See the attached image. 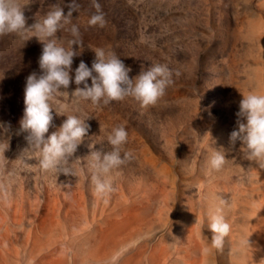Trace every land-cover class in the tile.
Masks as SVG:
<instances>
[{
	"label": "rangeland",
	"instance_id": "obj_1",
	"mask_svg": "<svg viewBox=\"0 0 264 264\" xmlns=\"http://www.w3.org/2000/svg\"><path fill=\"white\" fill-rule=\"evenodd\" d=\"M71 2L21 0L27 3L26 26L42 20L57 5L67 14V5ZM75 2L80 8L73 11L71 24L79 27L82 46H73L80 52L73 59L70 73L73 82L67 90L62 88L56 94L53 122L46 133L47 136L57 131L66 115L91 116L87 120L90 130L78 146L77 159L72 164L75 176L43 171L37 159L29 160L21 155L27 147L26 133L17 134L25 108L26 78L41 71L38 61L42 44L35 36L27 40L17 34L0 36V122L10 124L11 128L8 135L0 130V138L7 139L9 145L0 154L5 162L0 169V220L6 225L3 232L13 239L30 240L36 230L44 235L45 225L54 222L57 215L58 234L54 230L49 237L40 238V242L53 245L58 240L66 245L74 218L84 221L89 231L102 214L127 207L128 211H137V217L144 214L140 228L132 229L135 237L130 247L138 245L137 238L155 243L163 237L171 248L175 244L188 247L183 222H173V218L184 216L186 211L193 218L197 237L207 239L206 264H249L239 255L229 236L222 249L212 248V232L207 226L208 214L222 206L232 223L241 221L243 209L264 188L261 176L264 169L243 160L239 143L233 146L229 140L237 127L236 112L242 94L255 92L259 83L263 88L258 91L257 88L256 92L261 89L264 94V81H261L264 79V0H96L106 14L108 23L104 28L88 24L96 11L93 0ZM71 24L57 33L58 42L64 47L73 38L68 31ZM100 47L114 51L130 66V77L155 64H165L172 71L174 82L155 105L148 107H142L132 97L107 105L101 102L99 106L92 105L91 101H77L71 97L76 87L75 68L81 60L91 67L94 49ZM88 83L91 85L90 78ZM118 125H124L128 132V141L123 147L133 153V158L113 170L115 191L101 199L91 182L89 145L110 152L112 146L107 138ZM214 149L225 152L222 171L210 168ZM162 196L167 197L166 201ZM1 197L7 202L2 203ZM234 241L240 243L241 238L236 235ZM260 242L263 253L259 257L264 264V242ZM178 263L183 264L184 258Z\"/></svg>",
	"mask_w": 264,
	"mask_h": 264
},
{
	"label": "clouds",
	"instance_id": "obj_2",
	"mask_svg": "<svg viewBox=\"0 0 264 264\" xmlns=\"http://www.w3.org/2000/svg\"><path fill=\"white\" fill-rule=\"evenodd\" d=\"M26 4L21 3V0H0V36L17 34L25 40L35 36L42 44L38 61L41 71L39 74L33 72L26 78L25 108L17 134L26 133L24 139L27 147L21 155L25 159H37L43 171L75 176L76 171L72 164L77 159L75 153L78 146L90 130L87 120L91 116L66 115L64 111L55 110L57 114L66 115V119L57 131L47 136L46 133L53 122L52 110L56 94L60 93L62 88L67 90L73 82L70 75L73 59L80 54L73 46L81 48L82 40L79 27L71 24V17L73 11H79L80 5L72 0L67 5V14L63 7L57 5L47 12L42 20H36L32 25L26 26ZM93 7L96 11L89 18L88 24L104 28L108 23L106 14L96 0H93ZM68 24H71L68 31L73 38L68 41V47H64L58 42L57 33ZM29 32L32 33L31 36L27 35ZM94 51L95 59L91 67L81 60L75 68L76 87L71 92V97L77 101H91L92 105L99 106L101 102L107 105L111 101L132 97L142 107H148L155 105L174 82L173 73L165 64H155L130 77L132 68L114 51L103 47L95 48ZM89 78L91 85L88 83ZM236 117L237 127L230 133V143L235 146L238 142L241 158L255 164L259 169H264V94H242ZM0 130L3 135L10 134V124L0 122ZM107 139L112 146L110 152L96 150L94 145H89L91 182L95 194L101 199H106L115 191L113 170L119 169L133 158V153L123 147L128 141V132L124 125L114 127ZM8 147L7 139L0 138V154H4ZM35 153H38V156H34ZM4 163L0 158V169H3ZM225 163L224 150L215 149L209 160L211 169L219 171ZM208 221L207 227L212 232L211 246L217 250L222 249L225 238L231 231L223 209L217 207L210 212ZM241 243L245 247H252L249 237H245ZM204 251L209 249L205 248Z\"/></svg>",
	"mask_w": 264,
	"mask_h": 264
},
{
	"label": "bare ground",
	"instance_id": "obj_3",
	"mask_svg": "<svg viewBox=\"0 0 264 264\" xmlns=\"http://www.w3.org/2000/svg\"><path fill=\"white\" fill-rule=\"evenodd\" d=\"M256 72H258V71H256ZM258 74H259V72H258ZM256 79H257V77H256ZM258 79H259V77H258ZM261 81H264V79ZM260 85L262 86L263 84L259 83V86ZM259 86L257 87L258 89L253 87V88H255V92H256V89L258 91L259 88H261ZM261 89H260V91H262ZM260 91H259V93L263 92V91L262 92H260ZM218 148L219 147H217V149ZM226 171H228V170H226ZM112 174H114V173H112ZM218 175H219V173H218ZM231 175H232V173H231ZM261 176L264 180V174L263 173L261 174ZM219 177H222V176H219ZM35 179H36V177H35ZM141 179H143V178H141ZM144 180H146V179H144ZM33 181H34V179H33ZM153 181H155V180H153ZM36 182H37V179H36ZM149 182H152V181H149ZM30 185H31V183H30ZM138 185H140V184H138ZM141 185H142V183H141ZM19 186H20V184H19ZM203 186H204V184H203ZM142 187H144V185ZM20 189H22V188H20ZM217 191H219V190L217 189L216 193H217ZM214 192H213V195L215 194ZM17 193H19V192H17ZM210 193H209V195H210ZM14 194L15 193H13V195ZM13 195H11V196H13ZM214 196H216V195H214ZM73 197H72V199H74ZM235 197H234V199H236ZM163 199H164V197H163ZM166 199H167V197H166ZM166 199H164V200L166 201ZM246 199H248V198H246ZM3 200L4 199L2 198V201H1L2 203L4 201H6V199L4 201ZM15 200H16V198H15ZM242 200H244V199H242ZM242 202H244V201H242ZM248 202L249 201H247V203ZM8 203H9V201H8ZM31 203H32V201H31ZM134 203H136V202H134ZM219 203H220V201H219ZM222 203L223 202H221V205H223ZM232 203H233V201H231V203H229V204H232ZM16 207H17V203H16ZM47 208H49V207H47ZM138 208H139V206L136 209H138ZM227 208H229V207L227 206ZM127 209H128L127 207H125L123 209L118 208L117 210L112 211L113 213H111V214L110 213L102 214V216L95 221V227L93 229H90L89 231H87V229L83 223L84 221L79 222L78 220H76L74 218L73 222L71 223V228H70L71 234L67 239L68 244H66V245H63L58 240L54 241L53 245H48V243H46V242H40V238L46 237V235L49 237V235H52L54 233V230H55V233L58 234L57 232H58V228H59V226H58L59 222L55 221L57 218L56 217L57 215L56 216L54 215L55 219L53 217L54 222H51V224H50V221H49L48 226L46 227V225H45V228H47V229H46L44 235L41 234V232H38V230H36V232L34 234L31 232L33 235H32V239H30V240L25 239L24 237L22 239H18L16 237L13 239V237L9 233L3 232V229H4V227L6 228V225H5V222L3 220H0V264H175V263L179 264L178 261L180 259H183V258H184L183 264H206V261H207L208 256H209V252L204 251L205 248L209 249L208 243L206 242L207 239H205V238L199 239L197 237L196 231H195L196 229H195V226L193 223V218L188 214V212L186 213V211H184V214L182 213L184 216H181V214H180L179 215L180 217L178 216L177 219L173 218V222H175V223H176V221H179V222L182 221L183 222L182 224H184V228L187 231L188 242H189L188 247H181L180 245L175 244L171 248L170 246L166 245L167 243H165L166 237L161 238L160 241L155 242V243H150L147 240H144L142 238H137L138 245H136L134 247H130V244H131L130 241L133 240L135 237V235L132 232L133 231L132 229H133V227L134 228H138V227L140 228L139 223H142V222H140V220L142 221L141 218L142 217L144 218V216H142L144 214H142L141 217L139 215H138L139 217H137L136 216L137 211L132 212L133 209L131 211L130 210L128 211ZM222 209H223V214L225 215L227 222L231 225V231H230V234L228 236L231 238V240L233 239V245L235 246V247L234 246L233 247L239 249V255H241L243 258L247 259L249 261V264H262L261 258L259 257V255L262 254L263 252L260 249L261 246L259 244L261 243L260 241L264 242V188L261 189L260 191L256 192V195H255L253 201L247 207H245L243 209L244 214L242 216L241 221H236V222L232 223L231 219H229V218H228L229 220L227 219L226 214L224 213V207L223 206H222ZM139 213H140V210H139L138 214ZM141 213H143V212H141ZM144 213H145V211H144ZM234 215H236V214H234ZM0 217H1V215H0ZM46 224H47V221H46ZM233 226H234V228H232ZM234 231H236V232H234ZM27 233H29V232H27ZM242 233L245 235V237H249L250 241L252 242V247H245L244 245H242L241 242L237 243L234 241L236 238V235L239 237V239L241 238V241H242L245 238V237H243ZM18 235H19V233L17 234V237H18ZM24 235H26V234H24ZM120 242L121 243L125 242V243H124V245L120 246V245H118V243H120ZM230 256L232 258L233 255L230 254ZM207 264H208V262H207ZM241 264H243V263H241Z\"/></svg>",
	"mask_w": 264,
	"mask_h": 264
}]
</instances>
